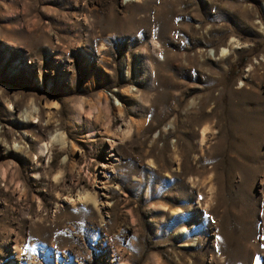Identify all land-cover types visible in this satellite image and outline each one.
<instances>
[{
	"label": "rangeland",
	"instance_id": "374dc122",
	"mask_svg": "<svg viewBox=\"0 0 264 264\" xmlns=\"http://www.w3.org/2000/svg\"><path fill=\"white\" fill-rule=\"evenodd\" d=\"M263 2L0 0V264H264Z\"/></svg>",
	"mask_w": 264,
	"mask_h": 264
},
{
	"label": "bare ground",
	"instance_id": "6f19581e",
	"mask_svg": "<svg viewBox=\"0 0 264 264\" xmlns=\"http://www.w3.org/2000/svg\"><path fill=\"white\" fill-rule=\"evenodd\" d=\"M262 7L264 8V2L262 3ZM258 22V21H257ZM260 28H262V25H260ZM234 41V39H230L229 40V42H233ZM232 48H236V45L235 44H233L232 45ZM221 54L223 55V54H227L228 52H230V49L229 48H226V47H223L221 50ZM209 55L210 56H214V51L212 50V49H210L209 50ZM80 108H81V106H77L76 107V112H77V114L78 115H80ZM130 126L127 124L126 126H125V128L123 129V128H121V133L124 135V137H126L127 135H128V132L130 131L129 129H131V128H129ZM129 136V135H128ZM128 136L126 137V138H128ZM44 147H46V145H43L42 147H41V151H43L44 150Z\"/></svg>",
	"mask_w": 264,
	"mask_h": 264
}]
</instances>
